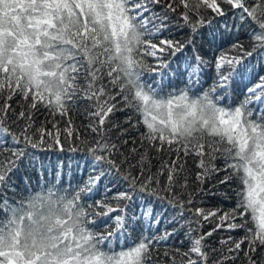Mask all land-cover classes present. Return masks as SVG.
I'll return each mask as SVG.
<instances>
[{"label": "snow or ice", "instance_id": "obj_1", "mask_svg": "<svg viewBox=\"0 0 264 264\" xmlns=\"http://www.w3.org/2000/svg\"><path fill=\"white\" fill-rule=\"evenodd\" d=\"M205 29L217 48V39L244 30L256 42L245 53L250 57L264 50V0H0V153H10L0 159V264H177V257L179 264H236L240 253L247 264H257L254 257L264 250V111L252 106L264 104V76L243 90L238 103L225 104L243 56L221 52L207 60L201 54ZM231 48L243 50L235 42ZM213 65L215 77L204 88V69ZM82 100L90 102L87 128L96 134L94 142L74 136L71 118L63 132L70 144L87 145L93 158L88 178L75 188H58L61 164L56 184H41L33 193L26 180L28 194L10 197L20 193L14 177L26 161L44 170L43 158L29 149L65 151L55 117H68ZM117 112L126 113L122 124L114 120ZM9 113L13 124L25 122L19 135L5 126ZM40 115L45 120L37 127ZM130 140L136 163L122 147ZM165 151L169 158L152 171L150 154ZM190 157L201 185L220 172L225 175L217 184L238 181L234 207H185L196 203L193 195L185 201L175 189L188 187ZM218 157L222 168L213 163ZM104 165L126 186L112 197L126 201L123 207L106 197L84 203L107 174ZM203 222L215 226L204 232ZM163 224L170 227L162 231ZM185 224L187 250L161 255L158 248ZM237 230L239 238L230 234L218 246L208 243L218 231Z\"/></svg>", "mask_w": 264, "mask_h": 264}, {"label": "trees", "instance_id": "obj_2", "mask_svg": "<svg viewBox=\"0 0 264 264\" xmlns=\"http://www.w3.org/2000/svg\"><path fill=\"white\" fill-rule=\"evenodd\" d=\"M179 1V0H178ZM184 10V9H183ZM206 33V40L202 48L201 54L205 56L207 60H213L216 56H219L221 52L227 53L230 56H243V59L241 61V64L239 66V73L240 75L237 77V79L233 82V91L230 95V99L226 100L225 104H236L240 99L243 98V90L247 86H252L256 82H258L260 76H264V50H261L257 48L256 52L253 53L252 56H246L245 53L252 51L253 45L256 43L253 41L249 36H247L246 32L244 30H241L238 34L234 33L232 37L224 40L221 42L219 39H217V44L220 45L219 48H217L215 45H211L208 40L210 38L207 37V29L204 30ZM177 39H183L184 34L177 32L176 33ZM239 43L243 46V50L240 48L232 49L231 44L232 43ZM187 55H191V52L189 51ZM149 61H151V58H148ZM227 68H225V71ZM204 88L209 87L213 79L215 77V68L214 65L211 67H205L204 69ZM145 79L150 80L151 77H149L148 73H145ZM16 112H19V105L16 103V100L12 101ZM89 101L82 100L79 101V107L77 110L71 112L68 117H60L56 116L55 119L59 121L58 127L61 129V140L64 145L65 151L61 152L59 148H53V149H47L45 148L44 151L39 150H32L30 151L35 152L37 156H40L43 158L44 162V170L41 172L39 169L33 170L31 167L27 165V161L25 162L24 166L20 168V170L17 172L16 176L14 177L17 188L20 189V193H9L10 197H15V199H20L21 193L23 195L28 194V186L25 184V181L28 180L31 182V191L34 193L36 191L40 190V185L43 184L45 187L48 186V182L51 181L52 184H56V173L60 170V165L63 164V177L61 184H57L58 188H69V185H71L72 188H75L78 184V182H81L83 180H86L88 178V175L90 173L92 164H93V158L91 155L87 152V145L81 144L79 140H74L73 144L69 143V139L66 138L67 134L63 132V129L66 127L67 121L69 118H71L73 124L75 125L74 129V136L75 132H79L82 139H88L90 142H94L93 137H95V133H92L89 128H87L88 124L90 123L89 118L86 116V110H89ZM254 109L258 108L260 111H264V104H256L252 106ZM45 110L41 108V112H44ZM126 113L123 112H117L115 114L114 120L123 123ZM255 118V117H253ZM15 119V116L12 113H9L8 117L6 118L5 126H11V131L15 134H20L21 128L24 121H21L19 125L13 124L12 121ZM48 120L53 119V117L49 116L47 117ZM45 120V116L40 115L38 116L36 120V126H40L41 122ZM45 127L50 131H55L52 129V124L47 123ZM112 138L116 139L118 136V133L113 130L112 132ZM51 140H48V143H51ZM23 146V145H21ZM71 146H78L81 150L76 152H71L68 149ZM124 148V151L127 155H129L132 163H136V161L139 159L138 156L132 155V153L129 151L131 148V140L129 141V145H122ZM152 156L151 160V168L152 171H156L161 164L162 160H167L169 158V153L166 151L164 153H151ZM10 156L9 152H3L0 153V159H4L6 157ZM214 164H216L218 167L224 166V160L223 158L218 157L215 161H213ZM106 173H107V166H103ZM186 169L188 171V187L185 189H181L177 187L175 191L177 193H182V199L185 201L188 199L189 193L193 195V198L195 199L196 203L193 205H185V207H191L195 209L196 207H204L206 210H211L215 208L223 207L224 210H227L230 207L235 206L236 197L233 194V189L238 187V181L233 180L230 182V184H217V181L222 179L225 175L224 172H220L217 175H214L212 179L207 180L203 185H201L195 177V174L200 171L199 168L196 167V160L194 158H188ZM231 171V169H229ZM98 173L92 172L93 175ZM184 173H181L177 177L178 183H183ZM161 180L163 182L167 181V176L161 177ZM215 185V187H214ZM106 187L108 189H111V191L106 192ZM126 186L119 181V178L112 174L107 173L100 181L98 185V189L95 190L92 194L91 199H87L84 201L85 204L92 203L93 200H100L105 199L106 202L111 203L112 205L119 204L121 207H123L127 202L126 201H116L113 200L112 197L115 194L116 191L124 190ZM203 187L204 191L200 192L199 195H197V190L199 188ZM70 190V189H69ZM217 193L216 195H212L211 193ZM223 193H227L228 196L231 197V199L226 198ZM167 202H165L166 205ZM156 209L159 211L161 209V204H156ZM99 211H102L103 209H98ZM173 212V209L171 207L167 208V213L170 216ZM113 216L115 213L112 214ZM130 215V213H129ZM186 216L190 217L191 213H185ZM97 223H100V218L97 219ZM109 227L108 230H113L115 228V224L113 221H109ZM214 223H208L203 222V231L207 232L210 228L214 227ZM170 226L167 224H163L161 226V230L163 231L164 228H169ZM193 227H196L193 225ZM100 232H104L105 229L101 225L98 229ZM188 231V225L185 224L182 231H179V235L175 238L169 240L167 242V246H160L158 248V252L162 255L165 251H172L174 248H181L182 250H187L189 246V241L185 239L183 233ZM197 232H194L193 235H197ZM233 235L237 238L243 235L242 231L237 230L234 233H229L226 231H218L216 232L212 237L209 238L208 243L210 245H219V241L223 239H227L229 235ZM104 250H108L104 245H101ZM113 250L118 251L119 247L117 245H113ZM224 252L227 254V247L224 248ZM154 255H156V252H154ZM257 261V264H264V250H262L260 253L256 254L254 257ZM177 264H179V257H177ZM228 264H231V262H228ZM236 264H247V261L243 257V253H240V259L236 261Z\"/></svg>", "mask_w": 264, "mask_h": 264}, {"label": "rangeland", "instance_id": "obj_3", "mask_svg": "<svg viewBox=\"0 0 264 264\" xmlns=\"http://www.w3.org/2000/svg\"><path fill=\"white\" fill-rule=\"evenodd\" d=\"M176 2L179 3L178 0H176ZM178 11H180V12L184 11V10H183V7H180V8L178 9Z\"/></svg>", "mask_w": 264, "mask_h": 264}]
</instances>
